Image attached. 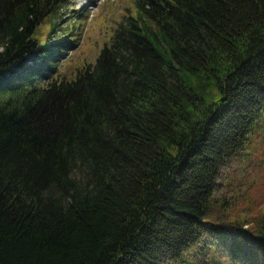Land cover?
<instances>
[{
    "label": "trees",
    "instance_id": "1",
    "mask_svg": "<svg viewBox=\"0 0 264 264\" xmlns=\"http://www.w3.org/2000/svg\"><path fill=\"white\" fill-rule=\"evenodd\" d=\"M63 2L0 0V264H192L205 232L195 257L264 264V219H211L264 112V0H134L71 78L38 35Z\"/></svg>",
    "mask_w": 264,
    "mask_h": 264
},
{
    "label": "rangeland",
    "instance_id": "2",
    "mask_svg": "<svg viewBox=\"0 0 264 264\" xmlns=\"http://www.w3.org/2000/svg\"><path fill=\"white\" fill-rule=\"evenodd\" d=\"M63 3L65 6L55 17L40 25L38 35L42 42L46 41L51 25L57 24L55 34L47 43L58 48L62 41L60 38L66 39V46L61 45L65 48L60 52L62 56L57 61V68L60 76L71 78L83 65L96 62L126 14L134 8V0H64ZM38 58L37 55H29L27 62ZM235 215L246 216L250 220L241 224L230 222ZM212 216L213 220L223 217V222L220 220L222 223H234L238 228L248 231L254 229L257 219H264V112L244 149L222 169ZM210 244L211 237L205 232L203 242L198 246L201 249L205 245L209 248ZM197 247L186 251L189 261L192 264H208L209 258L204 254L194 256V252L199 249ZM220 253L224 256L225 249ZM222 261L227 260L224 258Z\"/></svg>",
    "mask_w": 264,
    "mask_h": 264
}]
</instances>
